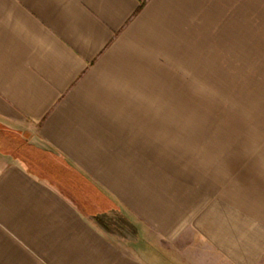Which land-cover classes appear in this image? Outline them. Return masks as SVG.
I'll use <instances>...</instances> for the list:
<instances>
[{
    "label": "crops",
    "instance_id": "obj_1",
    "mask_svg": "<svg viewBox=\"0 0 264 264\" xmlns=\"http://www.w3.org/2000/svg\"><path fill=\"white\" fill-rule=\"evenodd\" d=\"M253 46L264 0H0V264H264V194L189 95Z\"/></svg>",
    "mask_w": 264,
    "mask_h": 264
},
{
    "label": "rangeland",
    "instance_id": "obj_2",
    "mask_svg": "<svg viewBox=\"0 0 264 264\" xmlns=\"http://www.w3.org/2000/svg\"><path fill=\"white\" fill-rule=\"evenodd\" d=\"M258 51L259 47L253 46L252 53L246 55L245 63L243 56L236 54L233 61L236 69L233 71L213 69L204 72L205 78L201 84L197 87L189 86V95L203 98L198 104V110L204 113L203 125L219 127L220 138L235 144L234 171L241 180V184H237L247 187L242 179L251 177L252 189L264 194V54ZM227 57L232 66V55L224 56L221 62L228 63ZM207 59L210 60V56ZM217 81L220 82L217 87L207 85ZM0 142L17 149L16 141L1 131ZM106 223L108 226L112 224L117 228L128 229L132 233L137 224L125 212L108 216ZM141 233L139 238L153 246L151 236Z\"/></svg>",
    "mask_w": 264,
    "mask_h": 264
}]
</instances>
